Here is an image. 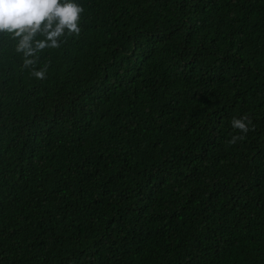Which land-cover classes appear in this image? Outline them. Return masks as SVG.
Instances as JSON below:
<instances>
[{
  "label": "trees",
  "instance_id": "16d2710c",
  "mask_svg": "<svg viewBox=\"0 0 264 264\" xmlns=\"http://www.w3.org/2000/svg\"><path fill=\"white\" fill-rule=\"evenodd\" d=\"M0 264H264V0H0Z\"/></svg>",
  "mask_w": 264,
  "mask_h": 264
}]
</instances>
